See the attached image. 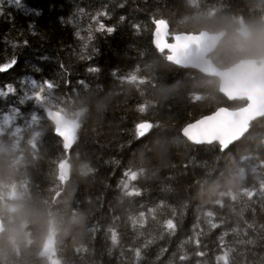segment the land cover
Returning a JSON list of instances; mask_svg holds the SVG:
<instances>
[{"label":"trees","instance_id":"16d2710c","mask_svg":"<svg viewBox=\"0 0 264 264\" xmlns=\"http://www.w3.org/2000/svg\"><path fill=\"white\" fill-rule=\"evenodd\" d=\"M23 5L5 0L0 14V64L18 57L12 69L0 72V90L16 89L0 96V112L40 111L21 95H29L31 79L52 80L57 87L51 97L45 93V105L69 113L80 128L67 153L42 112L23 138L11 139L7 154L0 153V185L21 192L10 200L11 212L0 205L5 225L0 264H47L43 248L50 239L56 243V264H137L131 249L147 239L153 243L139 264H179L182 254L189 256L185 264H218L226 232L224 242L235 249L237 264H264V118L225 151L218 143L189 142L184 126L220 107L247 102L228 101L217 79L170 64L152 42L153 20H165L170 35L226 30L212 55L220 67L259 59L264 0H23ZM98 11L109 13L100 19L115 27L114 33L96 31L92 16ZM84 20L91 32L80 25ZM25 39L28 47H13ZM90 67L100 71L88 72ZM131 73L137 79L126 81ZM142 103L144 113L138 111ZM142 120L153 127L137 139L135 125ZM129 169L138 172L136 181L125 176ZM122 181L140 195L125 196ZM209 211L217 228L206 219ZM140 212L146 222L133 227L132 217ZM167 219H174V233L161 230ZM113 229L120 236L115 247ZM198 233L199 249L190 242ZM249 239L256 245L239 243ZM196 251L205 257L197 258Z\"/></svg>","mask_w":264,"mask_h":264},{"label":"snow or ice","instance_id":"6c2138e0","mask_svg":"<svg viewBox=\"0 0 264 264\" xmlns=\"http://www.w3.org/2000/svg\"><path fill=\"white\" fill-rule=\"evenodd\" d=\"M10 3L14 4L17 8H23V0H9ZM5 3V0H0V14L3 12V4ZM123 7V4L120 5ZM27 11L32 12L35 11L33 9H28ZM80 12H83V9H80ZM36 15H39V12L35 13ZM109 13L107 11H98L95 13L94 16H92V19L95 20L98 23V28L96 31L99 32H106L108 34H112L116 31L115 27H109L106 26L102 20L101 17H107ZM120 20H124V17L121 16ZM153 23L155 24V32H154V44L156 48L163 52L165 51V47H168L167 45L161 46L160 43V37H161V21L158 19H154ZM135 28L139 29V25H135ZM91 32V29H90ZM77 36H79V32L76 33ZM89 39H91V36H89ZM29 41L23 40L20 45H13V47L20 46V47H28ZM169 52L172 51L171 47H168ZM90 59V57H89ZM168 59H172V56L170 55ZM18 63V57L12 56L10 59L6 60V62L0 64V72L7 71L9 69H12L16 64ZM37 72L40 71V69H36ZM100 69L98 67H90L88 69V72L95 73L99 72ZM126 81H135L137 79L136 75L134 73L129 74L128 76L124 77ZM31 85L30 92L31 95H25L26 100L34 101L39 107L44 109L45 105V93L47 92L48 96L51 97L53 90L57 87L54 81L52 80H44L41 83H38L37 80L31 79L28 81ZM80 85L86 86L85 82L80 81ZM16 93L15 87L11 85L5 86L4 90H0V96H7V95H14ZM24 101H21V104H23ZM138 111L140 113H144L146 111V105L140 104L138 106ZM249 109H244L239 112H228L227 110H217L216 113H214L212 116L204 117L203 119L197 120L195 123H190L183 129V135L189 140L196 144H212L213 142H218L221 151L227 149L229 145H231L233 142H235L237 139L240 138L242 135V129L244 128L245 122L247 120V116L245 113H247ZM19 109L13 108L11 114L4 115L2 122H0V127L2 126H8L11 125L19 115ZM47 117L55 121V134L62 138L63 140V147L65 151L70 150L72 145L77 141V133L80 128L79 123L75 121H64L61 118H59L58 113H54L52 111L47 112ZM37 120L36 115L31 116V121L35 123ZM153 127L152 123L150 121L142 120L138 122L135 125V135L136 138H143L146 136V134L151 130ZM19 131V129H17ZM125 176L129 178L130 181H136L138 177V172L132 169H129L125 172ZM122 187L124 189V195L125 196H139L140 192L133 187L131 190H129V182L128 181H122ZM255 195V192L252 193ZM260 197L264 198V188L260 189ZM152 213L155 212V210H150ZM206 216L208 218L213 217V213L211 211L206 213ZM154 218V216H153ZM145 213L140 212L138 216L132 217V225L133 227H136V225L139 223L143 225L145 223ZM209 223L212 228H217L219 225L216 223H212L211 219H209ZM176 223L174 222V219H167L163 225H161L162 231H167L170 233H174L176 230ZM249 228H252V225H248ZM261 228H264V225H261ZM143 235V233H141ZM199 233L195 238H190V242L194 243L197 249L201 246V240L199 239ZM228 233H224V236H227ZM224 236L220 238L221 247L224 249L223 254L216 257V261L218 264H237V261L233 258V253L235 252V249L228 246L224 242ZM111 242L113 246H117L120 242V236L119 233L113 229L111 231ZM153 243L152 239H147L143 242L141 246L134 247L131 249L132 253L134 254V259L139 264V262L143 259V255L148 249V247ZM240 244H246V245H256V241L253 239L249 240H241L239 241ZM162 251L166 252L167 249H163ZM194 255L197 258L205 257L206 253L204 251H196ZM189 260V256L187 254L179 255L178 261L179 264H185L186 261ZM197 264H200L199 260L197 261Z\"/></svg>","mask_w":264,"mask_h":264},{"label":"water","instance_id":"95a60500","mask_svg":"<svg viewBox=\"0 0 264 264\" xmlns=\"http://www.w3.org/2000/svg\"><path fill=\"white\" fill-rule=\"evenodd\" d=\"M160 21V43L161 46L167 45L168 47L172 48L171 52H169L168 47H165V51H163L168 53V57L170 55L172 56L171 60L168 59L171 64L183 69L194 70L207 77L217 79L219 81V92L230 102L246 100V105L242 107L232 109L223 106L216 109L214 112L197 119L200 120L204 117L212 116L217 112V110H227L228 112L235 113L244 109H249V111L245 113L248 118L245 122L244 128L242 129V135L239 139L229 145L228 148H230L233 144L241 141L249 133L252 123L264 118V56L259 59L245 58L237 61L231 66L220 67L215 64L211 56L217 51L219 45L226 37V30L219 32H209L207 30H203L199 33L180 32L171 35L172 41H169L170 26L165 20ZM154 32L152 35V42L156 48L154 44ZM50 111L58 113L59 118L64 121H73L67 115H64L57 110L52 109ZM46 118L55 124V121L48 118L47 114ZM197 120L191 123H195ZM60 139L62 140V138ZM189 142L194 145H212L218 143L213 142L212 144H196L192 141ZM74 144L70 150L73 148ZM70 150H68V153ZM4 231V221L0 216V234H2ZM44 253L47 255L54 253V240H51L45 247Z\"/></svg>","mask_w":264,"mask_h":264},{"label":"rangeland","instance_id":"374dc122","mask_svg":"<svg viewBox=\"0 0 264 264\" xmlns=\"http://www.w3.org/2000/svg\"><path fill=\"white\" fill-rule=\"evenodd\" d=\"M26 94H27V91L21 95L24 100H26L25 99ZM29 95H31V92H29ZM53 103H55V102L53 101ZM15 108H17V107H15ZM12 109L10 111L7 110V112H5V113L0 112V122H2L4 115L11 114ZM18 109H19L20 114L17 116L16 120L11 125L0 127V153L3 155L7 154L8 149H10L13 146V144L11 143V139L16 138V137L23 138L25 131H27L32 126V124H34L31 121L32 115H36L37 120H38V119H42V117H40V115H39L40 113L44 112L45 114H47L48 111L52 110L48 106H45L44 109L41 108L40 111H38V112H31L29 114H25L21 111V109L19 107H18ZM54 110H57V111L63 113L64 115H67L71 120L75 121L73 116L70 115L69 113H65L64 111H62L59 108H54ZM17 129H19V131H17ZM2 136H3V138H2ZM4 136H6L8 138V141L5 139ZM67 153H68V151H67ZM7 167L9 169L10 165L8 164ZM21 184L24 185L26 183H23L21 181ZM8 186H9L8 183L0 185V205L3 208L7 209L8 212H11L12 207L10 205L11 204L10 200L13 199L16 195H21V192H20V190H18L16 188H11V186L10 187H8ZM7 200H9V201H7ZM6 217L9 221L12 220V218H13L11 213H8ZM51 240H54V239H50L49 241H47L45 243V246L43 248V254L46 257L45 261L47 264H56L57 260H56L55 254H54L55 250H56L55 249V245H56L55 240H54V253L51 255H47L44 253L45 247L49 244V242ZM25 264H30V263L26 262Z\"/></svg>","mask_w":264,"mask_h":264},{"label":"bare ground","instance_id":"6f19581e","mask_svg":"<svg viewBox=\"0 0 264 264\" xmlns=\"http://www.w3.org/2000/svg\"><path fill=\"white\" fill-rule=\"evenodd\" d=\"M97 7H98V6H97ZM109 24H110V22H109ZM80 25H81L85 30H89V29L92 28V24L89 23V22H87L86 20H84L83 22H81ZM111 27H113V26H111ZM75 43H76V42H75ZM77 43L80 45L81 50H85L83 47H81V46L83 45L82 42L78 41ZM162 53L165 54L167 62L170 63V61H168V53H166V52H162ZM170 64H171V63H170ZM142 68H143V67H138L139 70L143 71ZM196 82H197V81H196ZM196 82H195V81H191V83H189V82H187V80H185V83H187L190 87L192 86V88L199 87V86H195V85H194ZM121 186H122V185H121ZM122 188H123V187H122ZM211 218H212V217H211ZM206 219H210V218H208V217L206 216ZM36 264H37V263H36Z\"/></svg>","mask_w":264,"mask_h":264},{"label":"flooded vegetation","instance_id":"af4514ba","mask_svg":"<svg viewBox=\"0 0 264 264\" xmlns=\"http://www.w3.org/2000/svg\"><path fill=\"white\" fill-rule=\"evenodd\" d=\"M171 36V35H170ZM171 41H172V39H171ZM216 53V52H215ZM214 53V54H215ZM213 55V54H212ZM214 56V55H213ZM212 57V56H211ZM213 59V58H212ZM214 61V60H213ZM215 62V61H214ZM216 63V62H215ZM188 71H194V70H189V69H187ZM197 72V71H196ZM253 124V123H252ZM252 126V125H251Z\"/></svg>","mask_w":264,"mask_h":264}]
</instances>
